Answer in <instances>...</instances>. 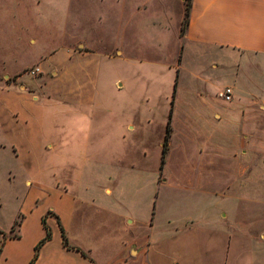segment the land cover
I'll list each match as a JSON object with an SVG mask.
<instances>
[{
  "label": "rangeland",
  "instance_id": "374dc122",
  "mask_svg": "<svg viewBox=\"0 0 264 264\" xmlns=\"http://www.w3.org/2000/svg\"><path fill=\"white\" fill-rule=\"evenodd\" d=\"M127 1L138 9L139 21L154 28L171 11L166 22L171 30L125 31ZM173 1L0 0V264H28L45 234L40 219L50 237L57 232L53 219L45 220L51 212L58 214L66 238L103 239L107 245L98 255L115 250L111 228L119 227L122 238L143 236L144 245L152 238L148 258L153 264H182L176 256L185 254L192 256L191 264H216L227 248L219 236L221 223L231 232L236 222L239 232L263 240V229L252 236L249 226L264 224V113L256 117L254 131L238 137L232 151L240 167L235 179L218 178L222 148L205 151L197 139L205 129L212 140L229 131L205 123V113L219 108L222 88L259 93L264 80L247 58L240 59L241 70L233 75V53L223 60L215 55L187 59L185 53L177 74L186 0ZM176 59L177 65L180 56ZM211 60L223 62L219 72L208 70ZM10 84L15 85L5 86ZM8 102L30 125L26 177L5 145L7 131L20 124ZM202 157L214 159L211 170ZM215 185L220 192L210 191ZM124 215L135 225L121 226ZM168 216L187 227L175 245L151 236L148 227L154 221V229L161 230Z\"/></svg>",
  "mask_w": 264,
  "mask_h": 264
},
{
  "label": "crops",
  "instance_id": "0c3cea01",
  "mask_svg": "<svg viewBox=\"0 0 264 264\" xmlns=\"http://www.w3.org/2000/svg\"><path fill=\"white\" fill-rule=\"evenodd\" d=\"M57 1L62 3L65 0ZM136 1L138 2L139 0ZM147 1L150 4L151 1L154 0ZM127 2L129 3V1ZM172 4H174V1L169 0L168 5ZM178 6V10L181 12V3H179ZM127 10L129 13L126 12L125 31H127L128 28L132 32L133 30L135 31V29L143 31L147 29L145 27L150 26L152 28L150 31H155L157 35L160 33L163 34L164 31L171 30L168 29L169 25L166 24L171 15V11L164 13V21L162 20L161 23H156L157 28H154L150 23L145 24L144 21H139L142 20V17L139 15L138 9L132 8L130 3L127 5ZM181 14L183 18L184 10ZM173 36H175V32ZM179 37H181L183 41V47L178 49L175 54V69L178 70L177 74L180 70L182 57H184L185 53H187V59L188 56L191 55L197 59L201 56L212 58L215 55L221 60H223L222 56L233 53L236 55L235 63H237L233 75L237 76L238 72L241 70L239 63L240 59L247 58L251 67L257 70L259 75L262 76L261 78L264 80V0H190L187 26L182 36H180L179 31ZM177 56H180V59L179 64L176 65ZM163 62L164 61H160V63ZM220 63L222 65L223 62L220 61ZM209 64L210 66H208V70L220 71L218 68H220L221 65L216 61L213 62L211 60L210 63H207V65ZM213 75L210 80L213 78ZM217 77L220 78L222 76H219V73H217ZM207 79L209 80V78ZM13 85L15 84L5 86L9 88ZM224 88H229L231 90V100L225 102L218 98L219 100L217 101L220 105L219 108L216 109L217 112H214L213 115L206 112L205 123H212L222 132H224V127H227L229 131L225 132L226 136L219 135V140H212V134H209L207 129H201L205 131V133L201 135L198 134L200 136H198L197 139L200 148L205 149V151H210L212 147L222 148L223 157L217 161L218 164H216L219 172L218 178L221 180L225 179V175L230 179H235V177L240 175V167L238 162L233 158L232 151L238 143L237 140L238 137H240V134H247L254 131L256 117H259L260 112L264 113V91L244 94L235 90L233 85L232 87L225 86ZM224 88H222V90ZM17 89L21 97L27 96L25 94L27 92L25 89H21V87H18ZM257 105H263V110L258 111ZM7 107L8 111L13 114V117L17 119V122L20 124L15 125L11 130L7 131L9 134L6 136L5 145L11 148L18 166L20 169L21 166L23 167L22 173L25 176L26 173L29 174L31 166V163L28 162V159L26 158V150L31 146L30 125L26 122V115L21 111H18L13 106L10 107L9 102L7 103ZM207 107L211 109L210 104H208ZM210 117L214 120H211ZM241 117H245L246 119L244 124L241 122ZM201 127L205 128L204 122H202ZM192 141L195 142V138H192ZM202 160L205 162L207 170H211L212 168L210 167L213 166V162H215L214 159H206V161L205 158L202 157ZM25 177L24 184L27 183ZM67 187L68 186H65L63 188V193L65 195L68 191ZM209 189L213 193L221 191L220 185H215ZM201 190L203 189L196 188V191ZM105 192L107 193L108 191L105 190ZM63 197L66 198V196ZM76 201V198L72 200L74 203ZM57 215L58 214L55 215V213L51 212L49 213V218L45 219L46 222L53 219L52 221L56 224L57 232H51L50 240L40 246L33 264H153L148 258V251L151 249L150 245L152 244L150 242H153L151 240L152 238H147L146 242L148 241V243H146V245H144L145 239L143 236H127L126 238H122L119 236V227L111 228L112 233L116 235L112 236L117 244L115 245L114 252L107 253L104 256L98 255V252L107 245L104 243L103 239H92L89 242H85L80 240L79 237L75 240L69 238L66 239L70 247L77 248L85 253L86 258L82 257L80 253L75 250L65 249L61 244L57 222L63 229L64 234L65 229L61 225L60 219ZM120 223L121 226L135 225L133 219H129L128 215H124ZM154 224L153 221V223L148 226L150 235H160V237L165 239L163 241L164 243L171 242L173 245H175L180 239L179 235L187 230V227H184L183 224L178 225L171 221L169 216L161 230L158 229V225L155 230ZM229 227L232 229L231 232L227 231V226H225V224H220L219 236L224 237L227 248L226 253L218 258L220 261L217 260L216 264H264V234L262 236L263 240L255 241L250 237L251 234L248 233V231L247 233L239 232L236 222L231 223ZM122 229H125V227H122ZM249 229L255 230L252 231V236H254L255 233L261 229L264 231V224L253 223L250 224ZM173 230L179 232L174 234L172 233ZM126 231L127 230L123 232L126 233ZM40 238H36L33 242L35 243ZM37 243L38 242H36V244ZM176 257L177 259L181 258V260H183L182 264H191V262L194 261L192 260V256L187 258V254H185L183 258ZM196 257L197 256L194 258ZM200 263H202V256H200Z\"/></svg>",
  "mask_w": 264,
  "mask_h": 264
},
{
  "label": "trees",
  "instance_id": "16d2710c",
  "mask_svg": "<svg viewBox=\"0 0 264 264\" xmlns=\"http://www.w3.org/2000/svg\"><path fill=\"white\" fill-rule=\"evenodd\" d=\"M189 7H190V0H186V4H185V8H184V14H183V18H182L181 24H180V36L183 35V33L185 31V28L187 26ZM175 84L176 83L174 82L173 87H172V95H171V98L173 97V94H174ZM169 121H170V112L168 113V116H167V121H166L165 129H164V135H163V138H162V144H161V146H162L161 152L162 153H161V157L164 154V150L166 148V143H167V140H168ZM40 223H41L42 229L44 230L45 234H44V237L40 241H38V243L34 246V248H33V257L30 259V261L28 262V264H33L34 260L37 257L38 248L43 243H45L46 241H48L49 238H50L49 231L47 230V227L45 225V221H44L43 218L40 219ZM57 225L59 227V232H60V238H61V244H62V246L65 249H68V250H75V251L79 252L82 257L86 258V254L85 253H83L82 251H80L77 248H73V247H70L68 245V242H67V239H66V237L64 235L63 229L59 226L58 222H57ZM89 261L91 262L90 259H89Z\"/></svg>",
  "mask_w": 264,
  "mask_h": 264
},
{
  "label": "built area",
  "instance_id": "2783aa9c",
  "mask_svg": "<svg viewBox=\"0 0 264 264\" xmlns=\"http://www.w3.org/2000/svg\"><path fill=\"white\" fill-rule=\"evenodd\" d=\"M218 97L225 102H229L231 100V90L229 88H224L218 93Z\"/></svg>",
  "mask_w": 264,
  "mask_h": 264
}]
</instances>
